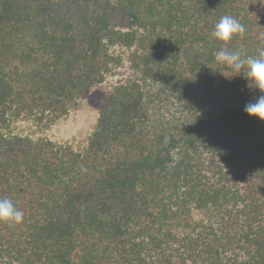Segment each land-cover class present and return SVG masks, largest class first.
I'll list each match as a JSON object with an SVG mask.
<instances>
[{"label":"trees","instance_id":"obj_1","mask_svg":"<svg viewBox=\"0 0 264 264\" xmlns=\"http://www.w3.org/2000/svg\"><path fill=\"white\" fill-rule=\"evenodd\" d=\"M264 52V0H0V264H264L260 95L219 65ZM122 74L89 143L50 128Z\"/></svg>","mask_w":264,"mask_h":264},{"label":"clouds","instance_id":"obj_2","mask_svg":"<svg viewBox=\"0 0 264 264\" xmlns=\"http://www.w3.org/2000/svg\"><path fill=\"white\" fill-rule=\"evenodd\" d=\"M244 25L230 15L222 16L215 24L211 36L214 40L222 42L215 53L216 62L230 70L228 78L240 76L246 81L249 90H259L260 95L246 103L244 111L253 117L264 121V52L259 57L247 56L242 51H229L223 45L233 36L243 35ZM23 219V212L19 210L11 199L0 198V222L18 224Z\"/></svg>","mask_w":264,"mask_h":264},{"label":"rangeland","instance_id":"obj_3","mask_svg":"<svg viewBox=\"0 0 264 264\" xmlns=\"http://www.w3.org/2000/svg\"><path fill=\"white\" fill-rule=\"evenodd\" d=\"M121 76H110L105 82L93 87L76 108L50 128L40 130L32 122L20 121L16 130L36 138L47 137L59 143H67L76 150H82L89 143L106 98Z\"/></svg>","mask_w":264,"mask_h":264}]
</instances>
